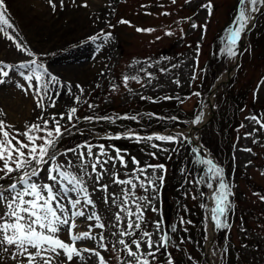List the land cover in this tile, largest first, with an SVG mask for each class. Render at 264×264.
Returning <instances> with one entry per match:
<instances>
[{
	"label": "rangeland",
	"instance_id": "rangeland-1",
	"mask_svg": "<svg viewBox=\"0 0 264 264\" xmlns=\"http://www.w3.org/2000/svg\"><path fill=\"white\" fill-rule=\"evenodd\" d=\"M209 2L208 0H187V2L176 0L175 3L172 0H74V2L64 0L61 8L60 0H53L56 4V10L53 11L48 0H4L7 8L6 15L15 30L7 29V31L36 55L28 57L26 53L18 51L14 43L0 33V61L15 66L36 59L37 63H43L51 74L57 76L61 84H71L72 93L80 96V101L74 102V96L70 95L66 88L60 85L50 86L49 95L56 100V107H47L51 101L45 100L46 111L43 114L50 120L49 128L55 126L51 123L52 115L57 114L56 118L59 119L58 114L64 113L65 117L60 123L70 128L71 131L78 129L85 133V130H102L104 132L98 135V138L116 136L107 134L104 128L106 124H118L119 121L110 123V120L94 118L86 120L84 117H92L99 111L108 110L110 107L118 109L122 106L128 107L129 104L134 105L144 95H165L170 99L165 104L171 103L173 99L183 100L196 78L200 45L216 34L224 24L225 19L222 23L220 19L226 13L230 0L216 1L214 18L209 15L208 8L203 7ZM85 3L87 7L81 6ZM238 5L239 11L241 5ZM164 13L168 14L164 15ZM255 14L251 15L255 16ZM189 17L190 22L183 21ZM121 20L129 23H120ZM193 24L197 27L193 28ZM234 27L235 24L232 22L227 33ZM138 28L154 29V31H137ZM254 29L255 34L259 35L253 42L251 41L252 36L246 39L241 69L236 77L235 91L236 94L242 92L251 94L253 91L259 106L264 107V15L259 18ZM166 33H171V35ZM91 37L96 38L90 39ZM233 47L235 55L226 57L225 62L228 64L233 63L237 55V45ZM39 55L43 57L40 58ZM19 71L16 70L15 76L8 79L7 83L0 85V109L5 113L3 118L6 123L23 132L26 125L42 123V121L37 119L41 116V110L36 107L33 95L31 93L26 95L24 91L16 87L17 83L27 87V82L19 76ZM226 72L227 66L224 65L222 67L223 77L226 76ZM26 74L29 73L26 72ZM125 77L129 78L127 87H125ZM132 77L137 79H131ZM47 79L48 77L45 76L41 84ZM206 82H209V76H206ZM33 84L35 85L36 82L33 81ZM76 85L83 88V94L76 88ZM229 85L225 86V91ZM57 91L59 95L56 94ZM221 91L222 88L218 94ZM12 99L21 103L22 108L19 111L13 110ZM206 102L204 97L202 106L197 104L195 109H192L194 111H189L190 108H181L178 116L190 123H193L198 116L205 115L208 119L211 113L208 105L206 107ZM232 102L233 98L228 107H225L218 115L217 126L210 132L214 140L221 137L222 132L232 120ZM72 107L77 108V112L73 120L68 122L67 114ZM176 110L175 108L166 109V112ZM152 112L155 116L151 118L144 116V119L137 118L134 122L144 124L145 127L156 123L162 124L163 116L156 115L160 113V110L155 107L151 114ZM109 115L107 117H112ZM128 115L129 112L124 117ZM252 116L264 123V108L259 115L250 111L242 115L243 127L240 129L233 151L237 167L241 172L233 174V182L236 192L242 199L243 208L256 214L248 216L249 220L253 218L256 220L250 221L249 224L246 223L245 230L241 229L237 220L231 231V241L225 245L221 236L215 237L212 241L210 263L205 260L206 242L202 239L201 231H204V236L208 237L212 226L207 216L208 202L214 200L212 194L218 189V182L211 180L213 188L209 189L205 172H203L202 176L198 177L200 181L203 179L202 185L199 186L195 174L197 164H199L197 160L200 158L194 157V163L192 154L189 151L185 153V147L181 146V143L155 139L136 142V138L133 137L123 141L124 145L120 150L128 162V168L121 167L118 161L115 167H112L111 162L105 165L109 174L104 175L100 184L109 186L107 193L97 190L100 184L94 183V174L93 179H89L79 169H69L73 174L83 176L89 194L95 202V208L87 206L84 209L86 215L95 212L100 216V222L105 225L104 228L89 229L88 226L95 224V220L87 221L84 218H77L78 228L75 231L90 230L96 236V241L77 242V246L95 247L105 257L107 264H129V262L136 264L135 259L128 256L123 246L118 244L119 239L128 240L130 238L119 236L123 225L115 220V214L120 212L119 205L123 200L121 190L124 186L114 184L113 176L110 174L118 173L121 179L128 178L135 167L131 163V158L135 157L141 162V166L164 165L163 172L157 169L154 173L156 177L161 175L164 177L162 184L159 179L155 181L156 191L152 188H149L147 192L139 187L136 189L137 196L150 198V203L143 205V230L152 233L154 242L169 233L167 247L156 252L155 259L148 257L151 264H167L169 257L172 259L173 255L181 260L186 257L188 260H193L195 264H201L203 259L206 264H222L221 252L224 248H227L226 252L232 264H242L237 256L241 253L246 254L252 264H264V201L259 194V187L264 186V128H261L260 124L254 120L248 119ZM121 126L123 128L135 125L130 121H124L121 122ZM130 133L144 137L137 129ZM249 133L251 135H248ZM117 135L123 139L124 134ZM147 136L149 135H145ZM194 138L200 140V135L195 134ZM152 144L159 147L153 148ZM190 144L192 145L191 142ZM59 145L60 143L57 145L58 150ZM110 146L114 145L105 146V150L109 155L115 156L116 153ZM244 149L251 151H244ZM97 151V148H93L94 153ZM150 153H155V155H150ZM68 157L73 161L76 159L70 152ZM201 158L205 159L203 156ZM58 162H65V157L60 156ZM202 166L206 167L203 164ZM172 168L173 175L171 176L169 172ZM186 169L187 179L181 181ZM88 171L91 173V168ZM146 175L148 179H152L153 169L149 168ZM46 176L47 170L42 172V178ZM141 179L144 177L142 176ZM112 193L119 198L116 203H112V199L115 198L111 197ZM71 195L75 196L74 193ZM105 196L110 197L107 204L104 202ZM202 204L205 207H201ZM164 207L168 210L170 219L163 216ZM153 208L157 211H152ZM120 215L122 219H126L125 213L120 212ZM181 218H183V223ZM157 221L161 223L159 232L156 230ZM99 233L104 235L103 243L108 246V251L98 247ZM60 235L65 241L69 240L66 233L62 232ZM215 235H217L216 232ZM113 246L117 251H112ZM8 247L7 252L0 250V264H21L26 260L22 256L14 260L12 257L16 249L12 246ZM132 247L135 250V247ZM141 251H148L146 245L142 244ZM152 251H155V248ZM83 255L88 258L86 261L81 262L79 258H74L71 264H98L95 256L90 253H83ZM61 259H66L63 253H61Z\"/></svg>",
	"mask_w": 264,
	"mask_h": 264
},
{
	"label": "snow or ice",
	"instance_id": "snow-or-ice-1",
	"mask_svg": "<svg viewBox=\"0 0 264 264\" xmlns=\"http://www.w3.org/2000/svg\"><path fill=\"white\" fill-rule=\"evenodd\" d=\"M74 2V0H73ZM173 3L176 0H172ZM187 2V0H186ZM53 11L56 10V4L53 0H48ZM64 0H60V7H63ZM241 5L238 15L234 21L235 27L232 28L226 37L228 41V54L235 55L234 47L241 38V34L246 31L249 23L255 18L251 14L258 13L261 6H264V0H239ZM87 7V4L81 5ZM209 10V15L212 14V5H204ZM7 8L4 0H0V33L8 40H11L16 49L22 53H26L28 57H34L36 54L16 40V37L10 34L7 29H13V24L9 22L6 15ZM168 13H164L167 15ZM120 23H129L121 20ZM197 27L196 24L192 25ZM203 27V26H201ZM14 30V29H13ZM15 31V30H14ZM137 31L151 32L154 29H137ZM171 35V33H166ZM17 35H19L17 33ZM91 37L90 39H95ZM43 70L42 72L40 70ZM16 70L19 71V76L27 82V87L24 84L17 83L16 87L20 88L24 93L32 94L36 103V107L41 110V116L37 119L42 123H31L26 125L25 130L21 132L15 129L13 125L6 123L5 120H0V250L7 252L8 246L16 249L13 254V259L17 257H25L26 260L21 264H71L74 258H79L81 262L88 258L83 253H90L97 258L98 264H107V261L95 247H78L77 242L96 241V236L89 231L77 232L78 228L77 218H84L87 221L95 220V224H90L89 229L104 228L105 225L100 222L101 218L95 212L86 215L84 209L87 206L95 208V202L89 194L86 182L83 176L73 174L69 169L76 168L93 179L94 183L100 184L105 174H109L105 165L111 162L112 167L116 166L118 161L120 166L127 169L128 162L125 160L121 150L110 146L115 151L116 155L111 156L105 150V145H93L91 143L78 144L74 148H69L63 152L59 151L57 145L62 140L65 133L71 134V129L62 126L60 121L64 119L65 114H53L51 123L55 126L49 128L50 120L44 116L46 111L45 100L51 101L47 107L55 108L56 100L49 95L50 86L60 85L67 89L68 93L74 96V102L80 101V96L75 95L71 91V84H61L60 79L51 74L43 63H37L36 59L29 60L19 65H10L0 61V85L7 83L16 75ZM26 70V71H25ZM29 73V74H26ZM11 73V76H10ZM151 75V74H149ZM47 76L48 79L42 84L41 81ZM125 77V87H127V80ZM131 79H137L132 77ZM33 81L36 84H33ZM80 93L83 94V88L76 85ZM59 95V92L56 93ZM198 95V94H197ZM167 98V97H166ZM87 101H85L86 103ZM93 107V105H89ZM77 108L72 107L67 114L68 122H71L75 117ZM5 115L0 109V116ZM121 118V117H118ZM123 119H133L136 117H122ZM86 120H92L93 117H84ZM97 120H111L115 123L112 117H95ZM172 119H175L173 117ZM201 117H197L193 123H199ZM260 124L264 128V123L255 116L248 117ZM63 127V131H62ZM243 127V125H242ZM248 135H251L250 133ZM182 133L173 135H149L147 137L136 136V142L157 141L178 143L181 142L180 137ZM108 139H121L120 135L107 137ZM123 138L132 139L133 135L125 133ZM184 140L191 142L190 137H183ZM153 148L159 147L152 144ZM93 148H97V152H93ZM86 150V151H85ZM166 151L167 149H161ZM193 152L198 149L193 148ZM244 151H251L244 149ZM75 156V161L68 157V153ZM155 155V153H150ZM60 156L65 157V162H58ZM106 157V159H105ZM198 163L207 165V172L210 174V180L218 181V191L213 192L212 198L215 201V207L210 209L211 219L215 223L216 228H226L228 225L221 217L225 216L226 211L230 207L229 195L230 190L228 184L223 178V169L213 163L212 159H198ZM131 163L135 166L132 174L126 179H121L118 173H110L113 176V183L124 186L122 188V203L119 205L120 212L125 213L126 219H122L120 212L115 214V220L123 225V230L119 232L120 237H129L125 240L123 238L118 240V244L123 246L128 256L135 259L136 264H151L148 259L149 256L155 259L156 252L161 248H166L169 241L166 235L161 236L160 240L154 242L152 233L143 230L142 223L144 222L143 205L150 203V198L147 196H137L136 189L139 187L147 192L149 188L156 191L155 181L159 179L163 183V175L156 177L155 170L164 171V165H146L141 166V162L135 157L131 158ZM47 166V176L42 178V172ZM91 168V173L88 169ZM99 168V170H98ZM153 169L152 179H148L147 170ZM139 173V175H137ZM126 175H128L126 173ZM144 179H141V177ZM203 182V179L201 180ZM107 184H100L103 192H108ZM209 189L213 188L211 182L207 183ZM74 193L73 197L71 194ZM115 197V193L110 194ZM203 195V194H202ZM109 196L104 197V202H109ZM118 197L112 199V203H116ZM264 199V197H261ZM131 202V206L129 203ZM205 207V205H201ZM134 208V210H133ZM152 211H157L153 208ZM135 218V219H133ZM183 223V218H181ZM188 223H191L188 221ZM161 223L156 222V230L160 231ZM68 235L69 240L65 241L61 238V233ZM98 247L108 251V246L103 243L105 237L99 233ZM115 235V233H113ZM146 245L147 252L141 251V247ZM135 250H133V247ZM155 248V251L152 249ZM112 251H117L113 246ZM61 253L66 259H61ZM131 264V262H129ZM167 264H173L171 257H169Z\"/></svg>",
	"mask_w": 264,
	"mask_h": 264
},
{
	"label": "bare ground",
	"instance_id": "bare-ground-1",
	"mask_svg": "<svg viewBox=\"0 0 264 264\" xmlns=\"http://www.w3.org/2000/svg\"><path fill=\"white\" fill-rule=\"evenodd\" d=\"M12 107H13V110L19 111L22 108V105L21 103L18 102V100L12 99Z\"/></svg>",
	"mask_w": 264,
	"mask_h": 264
}]
</instances>
